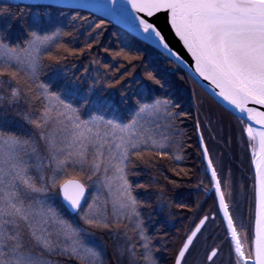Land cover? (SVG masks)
Wrapping results in <instances>:
<instances>
[{
    "label": "snow or ice",
    "instance_id": "obj_1",
    "mask_svg": "<svg viewBox=\"0 0 264 264\" xmlns=\"http://www.w3.org/2000/svg\"><path fill=\"white\" fill-rule=\"evenodd\" d=\"M83 9L99 15L93 20ZM61 17L70 30L47 34ZM113 20L144 46L102 43ZM81 29L83 47L64 41ZM169 33L190 59L174 50ZM94 48L110 60L102 61ZM85 53L88 63L77 65ZM184 69L187 79L206 81L244 125L255 166L251 233L234 215L232 174L221 177L223 163L218 170L198 119L206 163L195 174L176 167L185 158L179 125L189 113L178 111L167 92L170 76L185 79ZM166 167L177 176L196 175L202 191L205 180L211 185L234 264H264V0H20L0 6V264H158L160 249L141 212L153 204L137 193L144 190L161 213L175 217L168 185L178 182ZM141 175L148 177L144 183L131 179ZM90 190L95 194L86 198ZM180 207L193 213L187 219L194 228L173 264H188L216 216L201 218L199 203ZM217 253L207 255L210 264Z\"/></svg>",
    "mask_w": 264,
    "mask_h": 264
},
{
    "label": "trees",
    "instance_id": "obj_2",
    "mask_svg": "<svg viewBox=\"0 0 264 264\" xmlns=\"http://www.w3.org/2000/svg\"><path fill=\"white\" fill-rule=\"evenodd\" d=\"M10 2L1 1L0 6H5ZM76 13H73L75 15ZM83 15L89 16L91 19L95 20L96 18L92 15L82 12ZM61 23H58L49 28L47 34H51L52 31H55L56 28H60L62 31H67L69 29V19L66 17L60 18ZM76 39L71 37H64L65 42H71L72 47L81 48L83 47V41L87 38L86 33H84L83 29L80 32L76 33ZM130 40L137 41L136 47H143V42L128 33L127 31L116 27L114 25L107 23V30L105 31L104 37L102 38V43L111 48H115L116 44L122 42H128ZM93 52H99V58L102 61L110 60L105 53L100 51L98 48H94ZM150 59V56H145L144 62L147 63ZM88 63L87 53L84 56H81L76 59L77 65L81 63ZM169 68L175 72V68L172 65H168ZM137 73L142 75L140 69H137ZM185 76V79H180V74L171 75L170 79L172 81V86L169 88L167 95L170 99L173 100L174 103L179 105L178 111L188 112L187 119L179 125L182 130V134L184 136L185 145L194 144V151L197 153H184V160L181 163H177L176 167L184 168L190 170L192 173H197L198 170L202 169L203 161L202 155L200 152V148L198 145V133L195 130L196 116H195V108L192 105V102L189 100L187 95L184 93V89L188 86V84L192 83L191 79H187V74L182 72ZM194 86L198 87L195 83ZM185 87V88H184ZM199 88V87H198ZM200 89V88H199ZM135 99V98H134ZM211 99V98H210ZM212 100V99H211ZM213 101V100H212ZM226 116L235 122L239 123V121L234 118L231 114L224 111ZM127 115V112L124 113ZM240 125V123H239ZM188 142V143H187ZM242 160V159H241ZM249 163V160H248ZM138 171H143V168L137 169ZM166 174L170 176L173 180L178 182L177 186L168 185L171 189V198L176 205L172 211L177 215L175 217H167L164 213H161L159 209L155 206L154 197H150L144 190H138V198L141 200H148L153 204L151 209L142 208L141 212L144 214L147 223L149 225V235L155 237L154 243L156 247L160 249L159 252L155 254L156 259L158 260V264H173L174 256L176 249L179 247L181 240L184 238L185 234L192 229L193 224L192 221L187 219V217L193 216L192 212L188 211V208L180 207V205H187L189 208H194L197 203H199V196L197 193L198 188L197 177L196 175L192 176H177L174 175L171 171L165 169ZM246 182H252V174L250 170V166H247V169L244 171ZM134 181H139L140 183H144L148 177L141 175L140 177H132ZM163 182V181H162ZM250 184V183H249ZM209 205L214 208V213L217 211L216 209V201L213 197H210L209 201H207L206 205ZM150 217V218H149ZM157 229H163L161 232H157ZM165 241V243H161V239ZM100 243H104V241H98ZM111 244V241H108ZM74 264V262H73Z\"/></svg>",
    "mask_w": 264,
    "mask_h": 264
},
{
    "label": "rangeland",
    "instance_id": "obj_3",
    "mask_svg": "<svg viewBox=\"0 0 264 264\" xmlns=\"http://www.w3.org/2000/svg\"><path fill=\"white\" fill-rule=\"evenodd\" d=\"M184 93L194 105L196 121L198 119L201 124V132H203L205 144L211 157L217 162L218 170L220 169L219 162L222 161L223 163V169L220 173L221 177H227L229 171L232 174L231 191L233 198L229 202L234 210V215L240 214L243 218V223L249 230L254 225L255 205L252 201H254L253 174L255 175V172L252 163L253 148L248 144L247 134L242 132L244 125L240 122V125L237 122L234 124L224 113L225 110L212 101L201 89L194 86L193 82L188 84L186 89H184ZM253 146H256V142H253ZM194 147V144L185 145L184 153H194ZM199 153L202 154L201 149ZM204 164L203 162V166ZM247 166H250L253 177L252 182H249L250 184L244 178V171ZM205 185L207 188L202 186L204 188L203 191L201 189L197 190L199 204L203 208V212L200 213L201 218L205 213H210L211 215L216 213H214L215 207L206 205L210 197L214 198V194L212 193L211 196V191L207 190L211 188L207 180H205ZM225 190L227 191L228 189ZM94 194V190H90L88 198ZM196 223H198V220H196ZM192 224L194 226L193 222ZM239 224L240 221L238 220V230ZM225 231L226 229L219 218L212 222L208 226L207 231L204 232V236L200 238V242L197 243L196 252L187 258L188 264H210L206 257L212 249H218L219 253L211 264H234L235 257L231 254L229 240L226 238Z\"/></svg>",
    "mask_w": 264,
    "mask_h": 264
},
{
    "label": "water",
    "instance_id": "obj_4",
    "mask_svg": "<svg viewBox=\"0 0 264 264\" xmlns=\"http://www.w3.org/2000/svg\"><path fill=\"white\" fill-rule=\"evenodd\" d=\"M3 1H7V2H10V3H17V2H20V0H3ZM81 12H84V13H87L89 15H92L93 17H97V15H99L98 13L96 12H92L88 9H83L81 10ZM106 22H107V18H105ZM158 23L160 24L161 27H164V21L163 19H161L160 21H158ZM108 24H111V25H114L116 27H119L125 31H127L128 33H130L131 35H133L134 37L135 34L134 33H131L128 31V29L123 25V24H120V23H117L116 21H111V22H108ZM137 39H139V37H136ZM168 38H169V41H170V45L174 48V50L178 51L181 55H184L186 59H190L187 57L186 53L184 52L183 48H182V45L179 44V42L174 38L173 35H171L170 33L168 34ZM183 72L185 74L188 75V72H189V69H184ZM202 91H204L217 105H219L222 109H224L226 112L230 113L233 117H235V114H234V110H231L230 107L226 104V102L220 100L218 97H215L213 94H212V90H211V86L206 82V81H203V80H199L198 78H195V79H191ZM258 127V126H256ZM201 148V147H200ZM201 151H202V148H201ZM206 163V162H205ZM254 166V165H253ZM254 172H255V166H254ZM214 192V190H212ZM86 198H88V194H86ZM218 204V202H217ZM222 216V214H220ZM226 226V225H225ZM218 254V253H217ZM214 260V259H213Z\"/></svg>",
    "mask_w": 264,
    "mask_h": 264
},
{
    "label": "flooded vegetation",
    "instance_id": "obj_5",
    "mask_svg": "<svg viewBox=\"0 0 264 264\" xmlns=\"http://www.w3.org/2000/svg\"><path fill=\"white\" fill-rule=\"evenodd\" d=\"M217 219V218H216ZM251 230H252V227H250V229H249V232L251 233ZM218 253H219V250H218ZM214 261V260H213Z\"/></svg>",
    "mask_w": 264,
    "mask_h": 264
}]
</instances>
